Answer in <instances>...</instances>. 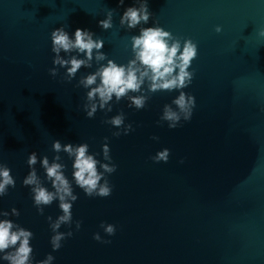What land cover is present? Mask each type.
Listing matches in <instances>:
<instances>
[{"label":"water","instance_id":"1","mask_svg":"<svg viewBox=\"0 0 264 264\" xmlns=\"http://www.w3.org/2000/svg\"><path fill=\"white\" fill-rule=\"evenodd\" d=\"M149 12L148 24L129 29L104 53L126 65L133 58L130 38L156 22L195 41L198 56L189 69L195 76L183 90L196 100L191 120L175 129L157 123L177 91L150 94L140 110L129 107L127 97L119 102L114 97L111 112L98 109L88 118L89 89L78 81L96 71L95 61L0 144V163L16 180V187L0 197V211L17 208L19 217L7 218L34 233L35 259L51 253L53 264H264V37L259 35L264 0H162ZM121 111L134 130L114 137L118 129L103 121ZM105 137L117 165L108 176L113 190L107 198L86 196L73 181V159L59 153L78 196L73 221L82 224L76 231L73 223V236L53 252L47 216L55 220L62 212L54 201L44 215L38 213L30 188L22 184L30 171L28 156L37 154V174L51 191L39 158L51 162L53 142L87 143L90 154L100 153L96 158L104 162ZM165 148L169 160L153 162L151 157ZM102 222L115 225V235L107 236ZM68 230L62 225L59 231ZM96 232L111 242L94 240Z\"/></svg>","mask_w":264,"mask_h":264},{"label":"clouds","instance_id":"2","mask_svg":"<svg viewBox=\"0 0 264 264\" xmlns=\"http://www.w3.org/2000/svg\"><path fill=\"white\" fill-rule=\"evenodd\" d=\"M137 6L127 7L120 17V26L127 29H135L138 25L148 24L152 14L148 10L147 0H136ZM123 5L124 0H119ZM115 10H108L106 18L98 21V26L104 30L113 27V14ZM215 32L220 33L222 27L217 25ZM94 33L87 29L77 28L74 36H70L63 26L55 28L50 33L51 51L54 53L53 65L49 69L50 74L55 77L59 68L66 69L65 76L71 81L77 72L82 68H91L93 60L99 65L96 71L83 76L78 81V86L89 89L86 99L91 102L84 105L88 118H93L98 109L109 113L112 111L113 98L119 102L127 97L130 101L129 107L137 110L144 109L150 94L160 91H177L179 94L172 100L171 104H165L158 124L166 122L169 129L180 126L181 121H189L192 118L196 106L195 97L183 91L188 88L194 79L195 70H189L192 62L198 56V44L191 38H181L173 35L172 32L159 26L141 27L138 35L131 39V50L133 58L126 65L117 64L108 59L101 51L104 41L100 38L94 39ZM264 37V30L259 32ZM66 54L62 56L61 53ZM76 55H72V53ZM83 58H80V55ZM107 61V63H101ZM56 66H59L57 68ZM99 81V83H97ZM146 85V88H145ZM130 93H138L130 95ZM118 129L113 132L114 137L128 135L132 132L133 125L125 124V114L121 111L103 121ZM158 140L159 137H152ZM102 145L103 161L96 157L100 153L89 152V145L81 143L78 145L62 144L55 140L52 149L56 153L53 159L48 156L39 158V163L44 169L45 178L51 183L52 189L44 186L40 176L37 174L35 165L38 163V156L35 152L30 153L27 165L30 169L23 179V186L29 187L32 194L33 204L40 215H44L46 206L58 201V207L62 214L55 220L47 216L49 227L53 233L50 238L52 251H58L63 246L62 242L73 236L72 225L75 223V230L79 231L82 221H73V203L78 199L74 194L73 182L65 173V164L61 162L59 153H66L73 159V181L86 196L107 198L112 194L113 186L108 176L116 172L117 165L112 161L110 148L107 143L108 137L104 138ZM170 157V150L165 148L158 151L151 160L155 163L167 162ZM183 163V161H181ZM16 187V180L11 174V169L0 163V197L6 196L10 188ZM19 217L17 208L11 211H0V260L7 264H53L55 257L49 253L44 259L36 260L33 253L31 241L34 233L13 220L9 216ZM65 225L68 231H59ZM100 228L107 236L116 233V226L102 222ZM93 239L100 243H110L105 240L99 232L93 234Z\"/></svg>","mask_w":264,"mask_h":264}]
</instances>
